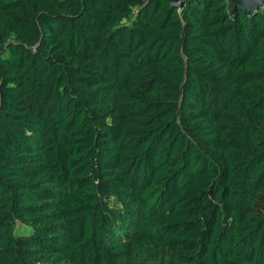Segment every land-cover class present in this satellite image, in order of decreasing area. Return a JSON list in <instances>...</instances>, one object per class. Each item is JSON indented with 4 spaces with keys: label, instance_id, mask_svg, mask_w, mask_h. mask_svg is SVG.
<instances>
[{
    "label": "trees",
    "instance_id": "16d2710c",
    "mask_svg": "<svg viewBox=\"0 0 264 264\" xmlns=\"http://www.w3.org/2000/svg\"><path fill=\"white\" fill-rule=\"evenodd\" d=\"M228 3L0 0V264H264V4Z\"/></svg>",
    "mask_w": 264,
    "mask_h": 264
},
{
    "label": "rangeland",
    "instance_id": "374dc122",
    "mask_svg": "<svg viewBox=\"0 0 264 264\" xmlns=\"http://www.w3.org/2000/svg\"><path fill=\"white\" fill-rule=\"evenodd\" d=\"M110 204L114 205V202L111 201ZM134 209H137V207ZM127 248L128 252L126 256L116 261L114 264H139L140 262L150 264L166 259L171 254L169 250L146 247L138 243L130 244Z\"/></svg>",
    "mask_w": 264,
    "mask_h": 264
},
{
    "label": "water",
    "instance_id": "95a60500",
    "mask_svg": "<svg viewBox=\"0 0 264 264\" xmlns=\"http://www.w3.org/2000/svg\"><path fill=\"white\" fill-rule=\"evenodd\" d=\"M171 5L180 8L182 0H170ZM264 0H229V9L232 12L235 8L240 9L244 14L254 13L262 8Z\"/></svg>",
    "mask_w": 264,
    "mask_h": 264
}]
</instances>
